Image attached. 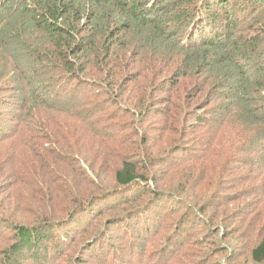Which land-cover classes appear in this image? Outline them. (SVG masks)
Listing matches in <instances>:
<instances>
[{
	"label": "trees",
	"instance_id": "1",
	"mask_svg": "<svg viewBox=\"0 0 264 264\" xmlns=\"http://www.w3.org/2000/svg\"><path fill=\"white\" fill-rule=\"evenodd\" d=\"M262 10L264 0H0V76L11 62L22 72L20 60L37 72L36 82L26 80L23 75L25 88L17 87L20 89L18 102L11 105L21 113L17 118L16 113L7 114L10 122L5 120L0 128V178L11 181L10 195L0 197V220L7 222L15 234L7 248L1 251L0 264L17 263L16 256L23 252H29L33 261L52 264L57 248L63 250L65 241L71 240L72 230L77 228L78 235L89 226V214L98 201L108 198L109 203L103 205L109 207L127 201V196L133 193L138 195L149 190L150 180L158 183L155 177L150 178L151 174L143 166L144 155L139 159L134 147L125 145L127 139L122 133V123L118 122L120 113L134 109L128 99L126 104L123 103L124 92L115 89V82L135 68L131 79L142 78L145 83L141 87L142 95L137 98L143 109L140 107L135 117L157 99L161 109L156 114L167 119L165 127L173 130V126H182L184 117L188 120L194 111L190 107L192 98L188 99L187 93L177 92V86L192 76L195 83L200 78L202 86L198 85L197 95L206 86L207 79L210 87L202 101L204 104L219 101L214 115L219 121L216 125L223 122L230 129L218 142L211 137L223 163L230 155L241 158L239 155L244 151L260 148L261 142L264 144V93H261L264 92V55L260 52V48L264 51V22L256 27V31L248 28L249 34L246 29L239 33L237 30L245 28L243 22L253 21V16L263 13ZM248 24L247 27L251 26ZM130 33L137 37L136 45L131 57L121 59V55L125 58L127 54ZM163 48L169 50L162 59L163 66L169 61L176 65L168 71L169 76L151 90V82L134 64L135 59L139 54L142 57V53ZM170 50L174 55H168ZM19 54L21 59L17 57ZM16 75L13 72L12 78ZM210 78L213 79L211 83ZM39 81L42 83H37ZM81 88L94 91L89 102L78 98ZM13 89V85H5L3 91L9 95ZM37 94L48 102L43 104ZM54 97L59 98L60 105L53 101ZM86 103L87 106L82 108ZM71 104H76L83 116L74 113L70 125L68 121L58 120L52 124L42 116L37 119L32 111L43 105L66 114ZM14 120L18 121L17 127L12 125ZM84 136L87 140L98 136L107 139L103 142L109 147L105 153L110 152L109 156L114 157L111 168L108 167L114 183L112 189L100 191L99 184L95 183L100 173L95 169L94 157L92 161L88 157L90 152L81 145V142L87 143L83 141ZM17 145L27 149L20 151L21 159L15 149ZM31 146L33 150L29 149ZM41 149L43 155L39 153ZM140 151L149 161L150 153L143 147ZM44 153L49 155L44 156ZM17 157L21 163L36 161V166L30 163L26 165L29 169L25 170V166L18 169L13 164V168L11 165ZM101 157L105 158V155ZM211 161L212 157H209L205 163ZM73 162L79 167H74ZM81 164L86 166L87 172ZM37 169H41V174ZM88 172L92 179L87 178ZM261 172L264 173V168ZM76 177L86 182L90 190L78 191L76 187L73 190L72 182ZM21 182L28 184L31 191L14 187L24 185ZM144 220L146 222V217ZM124 223L127 222L106 220L110 228L112 225L119 228L113 236L120 240L129 232ZM139 228L136 237L141 239V248L145 250L153 233L149 224ZM95 242L84 241L78 250V258L87 255L107 261L109 255L116 254L113 246ZM129 243L127 254L132 256L137 247L131 241ZM156 254L160 256V251L149 253L157 258ZM250 254L255 263L264 262V236L254 242ZM119 256L126 260L125 255ZM80 261L85 262L84 259Z\"/></svg>",
	"mask_w": 264,
	"mask_h": 264
},
{
	"label": "rangeland",
	"instance_id": "2",
	"mask_svg": "<svg viewBox=\"0 0 264 264\" xmlns=\"http://www.w3.org/2000/svg\"><path fill=\"white\" fill-rule=\"evenodd\" d=\"M253 17V21L243 22L246 25L245 28L243 27L237 32L246 29V33L249 34L248 28L256 31V27L263 25L264 11L255 14ZM248 22L251 23L249 27H247L250 25ZM136 41L137 37L130 33L126 44L127 54L125 58H122L121 55V59L131 57ZM168 51V48H163L157 52H148L151 55L142 53V57H140V54L136 59L134 57V64L139 66L143 75H146L145 79L151 82L149 86H152L151 90H153L154 85L169 76L168 71L176 65L172 62L170 64L169 61L163 66L162 59L165 58ZM170 52L168 55H174V51L170 50ZM260 52H263L261 55H264L261 48ZM17 57L21 59L20 54ZM129 60L131 61V59ZM13 61L15 64L17 59ZM19 62L23 67V69L21 68L22 72L16 70L11 62L10 66L5 69L3 76H0V128L1 123L8 120L7 114L16 113L17 118L21 113V110L11 106L18 102L20 89L18 90L17 87L22 85L25 88V79L28 80V78L30 81L36 82L37 72L32 67L24 66L22 60ZM140 63L141 67L148 66L149 68H141ZM150 68L152 71H149ZM136 69L131 70V72H135ZM13 72L17 75L12 78ZM131 72L129 74L127 72L122 80L118 79L115 82V89L117 91L121 89L124 92L121 97L123 103L129 101L130 106L134 109L133 111L120 113L118 122L122 123V125L120 124L123 128L122 133L127 139L125 145L131 148L134 147V152L138 153L139 159L144 155L143 160H145V163H143V166L151 174L150 178L155 177L158 183L156 184L150 180L151 188L149 190L138 195L133 193L127 196V201L118 202L109 207L103 205L109 203L108 198L102 202L98 201V205L93 206L92 212L89 214L87 222L90 223L89 226L84 228L78 235L77 228L72 230L71 240L65 241L66 244L64 243L63 250L57 248L58 253L53 255L56 257L52 264H116V262L117 264H264V262L255 263L250 254L254 242L264 236V173L261 172L264 168V144L260 141L262 144L260 148L244 151L243 154L239 155L241 158H238L236 154L230 155L229 160L223 163L222 156L219 157L215 144L212 145L211 137L217 141L220 137H226L230 129L223 122L219 126L216 125L219 121L216 120L214 115L218 110L219 101L215 100L210 104L205 103V105L202 98L210 85L207 84L206 79V86L196 95L195 93L199 89L198 85L202 86V80L199 78L195 83L194 76L185 79L181 85L177 86V92L180 91L183 95L187 93L185 96L188 97L189 95L188 99L192 98L190 107L194 111L191 114L193 116H190L188 120H185L184 117L181 121L182 126H173V130H169L167 126L165 127L167 119L159 113L156 114L161 109L157 99L150 107H147L145 112L142 110L139 117H135L139 113V108L142 107L143 109V106L137 103L139 100L137 98L138 95H142L141 87L145 83L141 78L142 76L140 80H132L133 74ZM23 75H25V79ZM208 80L211 83L213 79ZM37 83H42V81ZM5 85H13L15 89L8 95L3 91ZM78 90L80 92L78 98L84 99L82 102H89L90 95H93L94 91L89 88ZM5 96L9 97L5 99L3 98ZM37 97L39 100H43L42 103L45 104L43 96L37 94ZM55 97L53 101L60 105L59 98ZM61 101L63 100L61 99ZM110 101L113 102L112 97ZM85 106H87V103L82 108ZM37 107L38 110H32L34 117L37 119H39V116L47 117L52 124H55V121L58 120L65 123L68 121L70 125L74 121L72 118L74 113L83 116L80 113L81 110L78 111L76 104H71V108L68 106L69 112L66 114L59 113L60 110L56 111L55 108L49 106L43 107V105H40ZM109 107L114 108L113 105H109ZM17 122L14 120L12 125L17 127ZM2 133L6 134L3 130ZM74 138L76 139V137ZM93 138L95 141L92 138L87 140L84 136L83 141L87 143L81 142V145L86 148V151L90 152L88 157L92 161H94L92 156L95 159V169L100 173V177H97L95 183L99 184L100 191L112 189L114 183H112V174L108 172V167L111 168L114 157L109 156L110 152H108V155L105 153V149L109 150V147L104 146L105 143H103L107 139H104L103 136ZM253 142L257 143L255 140ZM97 143H100V146ZM136 147H139V150ZM141 147L146 150V153H150L148 156L150 157L149 161L146 160L145 154L141 153ZM15 149L20 159V151L27 150L18 145ZM29 149L33 150L34 148L31 146ZM39 153L43 155L42 149L39 150ZM48 155V153H44V156ZM101 155H105V158H102ZM18 157L15 161L13 160L11 165L13 168V164H16L15 167L18 169H23L25 166V170L29 169L26 165L30 163H33L34 167L36 166V161H22L21 163ZM209 157H212V161L206 164V158ZM107 158L111 160L107 161ZM73 163L74 167H79L76 162ZM80 166L87 172L85 165L81 164ZM36 171L39 174L42 172L41 169ZM86 175H89L87 178L92 179L89 172ZM21 183L24 185L14 187L31 191L28 184ZM10 185L11 181H4L0 178L1 199L10 195ZM168 185L173 186V188H169ZM75 187L79 189L78 191L90 190V186L86 182L80 181L78 177L74 179V183L72 182V189ZM152 189H154L153 192H151ZM211 195H213L212 199ZM210 200H212V203L208 204ZM8 206L11 207L12 203H8ZM145 217L147 223L144 220ZM4 218L9 219L7 216H4ZM108 218L116 219L117 222H127L123 226L129 232L124 239L120 240L113 236V232H116L119 228L112 224L113 227L110 228L106 224ZM9 223L11 222L9 221ZM146 224H149L153 236L148 239L150 244H146L145 250H143L140 245L141 239L136 237V233L139 234V227ZM12 235L15 236L14 229L9 228L7 222L0 220V257L3 255L1 251L11 243ZM84 241L94 242V244H96L95 241H98L106 244L107 247L111 245L116 254L109 255L107 261H99L87 255H84V258H78V250ZM130 241L137 247V252L132 253L134 254L132 256L127 254ZM154 251L156 253L160 251V256L156 254L157 258L151 257L149 253ZM119 254L125 255L126 260H122ZM16 258L17 263L14 261L9 263L41 264L39 261H33L29 252H23ZM81 259H84L85 262L80 261ZM113 260H115L114 263Z\"/></svg>",
	"mask_w": 264,
	"mask_h": 264
}]
</instances>
